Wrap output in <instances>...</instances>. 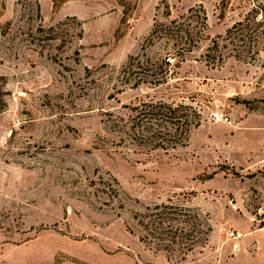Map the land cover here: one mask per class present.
<instances>
[{
  "label": "rangeland",
  "instance_id": "obj_1",
  "mask_svg": "<svg viewBox=\"0 0 264 264\" xmlns=\"http://www.w3.org/2000/svg\"><path fill=\"white\" fill-rule=\"evenodd\" d=\"M150 101L201 115L184 146L122 132ZM163 204L210 230L181 263L139 237ZM0 264H264V0H0Z\"/></svg>",
  "mask_w": 264,
  "mask_h": 264
},
{
  "label": "trees",
  "instance_id": "obj_2",
  "mask_svg": "<svg viewBox=\"0 0 264 264\" xmlns=\"http://www.w3.org/2000/svg\"><path fill=\"white\" fill-rule=\"evenodd\" d=\"M167 17H171V12ZM240 26L241 23H238L233 28ZM233 28L229 30L230 35ZM158 33H163L164 36L176 41L178 49L174 51V55L180 57L181 63L184 62L183 56L198 44L197 37L201 35L199 30L191 29L190 25L178 24L177 19L167 25H156L154 35ZM128 66L129 76L138 77L136 78L138 80L135 79L137 86L143 83L158 87L168 82L166 76L168 73L164 74L166 72L164 67L170 66L169 62H162L159 66L161 75H164L158 78H154L155 74L151 67L154 69L155 66L151 64V60L142 64L138 58H133ZM146 75L149 76L144 78ZM150 77L153 78L149 81ZM131 110L134 114L122 132L130 138L134 135V139L152 146L153 150L184 146L192 130L199 127L202 122L201 115L185 104L150 101ZM136 132L141 133L137 135ZM190 213L186 209L168 204L147 208L136 218L141 241L158 252L168 254L170 260L177 263L185 261L189 253L206 242L210 231L207 224H202L198 216L193 217Z\"/></svg>",
  "mask_w": 264,
  "mask_h": 264
},
{
  "label": "built area",
  "instance_id": "obj_3",
  "mask_svg": "<svg viewBox=\"0 0 264 264\" xmlns=\"http://www.w3.org/2000/svg\"><path fill=\"white\" fill-rule=\"evenodd\" d=\"M214 119H215V121L220 122V123H224V124L230 122V119L228 117L223 116L222 114H215Z\"/></svg>",
  "mask_w": 264,
  "mask_h": 264
}]
</instances>
